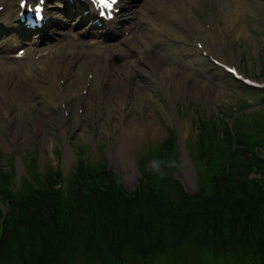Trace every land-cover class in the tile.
Returning a JSON list of instances; mask_svg holds the SVG:
<instances>
[{"label": "rangeland", "instance_id": "1", "mask_svg": "<svg viewBox=\"0 0 264 264\" xmlns=\"http://www.w3.org/2000/svg\"><path fill=\"white\" fill-rule=\"evenodd\" d=\"M249 1L204 0L195 3V11H190L187 6L184 9L188 13L175 14L184 24L185 31L172 24L165 14L158 12L159 3L153 4L156 15L153 13L148 17L150 22L157 23L158 27L184 43H171V48H166L162 43V48L158 49L159 55L171 64V54H187L191 61L206 70V75H203L187 68L183 71L177 68L180 69L177 71L191 75L183 83V88L188 91H176V81L172 78L167 79L166 83L160 82L145 63L139 64L135 62L136 59L127 65L121 64L119 58L109 50L106 51L113 57V65L106 78L101 75L100 69L95 76L89 74L86 64L72 69L66 77L61 78L59 71L51 66L52 63L49 69L53 74L49 77L40 73L38 76L31 74L24 78L22 84L20 74L27 61L17 69L15 85L3 82L1 76L0 172L8 177L1 184L9 185L14 180L11 186H22L25 192H33L41 184L39 175H48L53 169L60 170L68 182L74 175L78 159L83 156L91 165L107 166L125 189L134 191L139 186L141 169L151 168L155 163L154 156L164 154L166 158L171 156L169 171L173 177L188 192L195 193L202 185L200 178H203L200 173L203 167L198 166L193 155L198 120L201 117L212 119L215 115L224 118L230 111L239 115L242 111L233 112L232 108L237 106L240 109L247 101L255 106L250 112L255 113L258 109L263 112L260 115H264V98L261 94L245 88L212 64L216 58L264 82V6L253 3L254 0ZM142 5L150 7L152 4L150 0H145ZM191 19L207 26V29L198 30L192 35L186 27ZM145 25L144 31L148 30L153 35L152 39L164 41V37L152 30L149 22H145ZM197 52L206 56L201 58ZM154 58L165 62L158 56ZM125 74L133 75L132 80L126 81L124 91L121 76L124 78ZM94 78L97 79L94 81ZM107 79L108 82L103 83ZM194 83L198 88L191 91ZM126 85H130V91H126ZM260 91L263 93L264 89ZM250 112H247L249 119L252 118ZM172 138L176 139L173 143L177 144L175 152L160 149L162 146L169 148ZM255 152L264 155V151L256 148ZM258 167L263 174L262 166L259 164ZM203 186L211 192L210 184ZM38 204L44 207V204ZM95 205H118V202L103 199L102 204ZM129 210L121 205L118 213L126 216ZM131 211L137 219L142 218L145 212L134 206ZM75 214L74 207L62 210V220L58 218V233L48 232L43 238L55 244L60 230L65 229L68 221L77 223L73 219ZM26 239V236H22L14 241L19 244L18 252L14 248L10 250L7 255H12V260H0V264H50L51 260L53 263H60L56 259L63 260L55 252L52 253L53 249L48 251L41 243L38 248H44L40 251L42 260L27 255L29 252L23 251ZM159 241L151 245L159 248L153 250L157 252L149 256L151 259H134L131 255L122 254L120 257L124 258L110 261L113 264H264V232L258 237L257 247H253L255 250L248 253L217 254L208 248H200L198 243L182 244L180 250L188 255V260H183V256L171 255L175 251L163 252ZM96 243L95 236H89L79 243L80 248L71 252L66 264H109V257L102 252L97 253L99 246ZM95 255L97 257L90 261Z\"/></svg>", "mask_w": 264, "mask_h": 264}, {"label": "trees", "instance_id": "2", "mask_svg": "<svg viewBox=\"0 0 264 264\" xmlns=\"http://www.w3.org/2000/svg\"><path fill=\"white\" fill-rule=\"evenodd\" d=\"M241 159L242 168L230 163L229 169L223 170L233 172L215 174L200 186L196 195L186 193L177 182L172 184L164 180L158 190L156 183L160 176L152 174L141 182L136 192L128 193L118 187L114 177L106 171L92 176L81 162L74 192L76 214L73 219L77 223L68 221L65 229L60 230L58 240L52 244L43 236L48 232L58 233V218L62 219L58 215L61 208L57 202L50 200L43 207L38 203L27 205L25 198L10 197L6 199L10 204L6 219L0 209V232L1 226L6 230L0 241V260H12L13 256L7 254L13 248L18 252L19 244L14 241L22 236L27 238L23 243V251L29 252L27 255L42 260L40 251L45 248L48 251L53 249L52 253L63 259L54 258L60 263L51 260L50 264H66L71 252L80 248L79 243L89 236H95L98 242L97 253L102 252L110 260L124 258L120 257L122 254L134 259L155 255L157 251L153 250L159 248L151 245L159 239L163 243L159 241V246L164 251L191 243L219 254L254 251L258 237L264 232V184L250 176L253 154L244 149ZM160 174L166 176V169L161 168ZM51 177V174L46 177L49 189L44 195L54 196L56 192L57 183L51 182ZM208 184L212 186L211 192L203 186ZM103 199H111L118 205H95L102 204ZM121 205L130 208L126 216L118 213ZM133 206L145 210L142 218L132 215ZM39 243L44 248H38Z\"/></svg>", "mask_w": 264, "mask_h": 264}, {"label": "bare ground", "instance_id": "3", "mask_svg": "<svg viewBox=\"0 0 264 264\" xmlns=\"http://www.w3.org/2000/svg\"><path fill=\"white\" fill-rule=\"evenodd\" d=\"M151 37H153V36H151ZM151 45H155V43H149V44L146 43V45L141 46V48L143 49L142 52H144V57L147 60V63L151 67H153V69L155 70L156 74L158 75V77L160 79V82L166 83V80L167 79H169V78L171 79L172 78L173 80L176 81V91H188V90H186V89L183 88L184 87L183 86L184 85L183 83L185 82V80L187 78V74H184V73H182L180 71L175 70L172 67H169L165 62H161V61L156 60L152 56V54H151V48H150ZM58 63H61V61H58ZM43 71H45V69H43ZM119 79H120V77H119ZM130 80H132V74H129V75L128 74H125V77L124 78H123V76H121V82L122 83L124 82L123 83V90L125 89V83H126V81L129 82ZM200 85H202V84L200 83ZM197 88L198 87L196 86V83H194L193 85H191V91H194ZM200 90H203V89L201 88Z\"/></svg>", "mask_w": 264, "mask_h": 264}, {"label": "snow or ice", "instance_id": "4", "mask_svg": "<svg viewBox=\"0 0 264 264\" xmlns=\"http://www.w3.org/2000/svg\"><path fill=\"white\" fill-rule=\"evenodd\" d=\"M95 2L99 4L101 14L103 15L104 11L112 9V7L118 2V0H95ZM42 3L43 0H38L37 5L33 8L32 6L27 4V0H21V8L28 7L30 11H34L36 13L37 18H40Z\"/></svg>", "mask_w": 264, "mask_h": 264}]
</instances>
